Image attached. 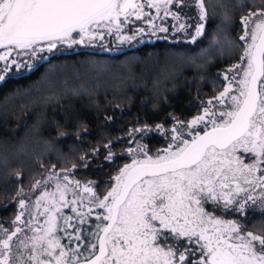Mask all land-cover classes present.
<instances>
[{
	"label": "snow or ice",
	"instance_id": "obj_1",
	"mask_svg": "<svg viewBox=\"0 0 264 264\" xmlns=\"http://www.w3.org/2000/svg\"><path fill=\"white\" fill-rule=\"evenodd\" d=\"M193 6L198 42L207 36L205 0H0V73L32 70L46 54L94 46L106 35L130 44L147 34L144 27L124 34L131 17H148L152 36L169 32L157 18L171 17L177 32H187L182 17ZM241 23L246 47L223 74V90L201 101L200 114L186 123L172 117V143L162 153L149 155L143 144L128 148L143 158L120 168L106 195L96 182L72 178L75 164L58 172L53 165L36 180L33 191L42 190L31 207L20 189L11 228L0 223V264H264V235L225 218L244 214L250 202L264 218V8ZM152 131L163 132V125L129 135ZM80 161L88 167L84 156Z\"/></svg>",
	"mask_w": 264,
	"mask_h": 264
},
{
	"label": "trees",
	"instance_id": "obj_2",
	"mask_svg": "<svg viewBox=\"0 0 264 264\" xmlns=\"http://www.w3.org/2000/svg\"><path fill=\"white\" fill-rule=\"evenodd\" d=\"M205 5L207 36L198 37V42L190 41L198 22L193 6L182 17L187 32H174L168 26L169 32L161 36L167 39L137 42L113 54L103 51L114 48L110 41L74 47L46 54L49 59L35 61L28 72L9 71L0 83V223L4 227L11 228L10 221L19 211L17 192L23 189L20 198L31 207L42 190L33 191L32 185L53 165L58 172L75 164L72 178L82 184L94 181L97 193L106 195L119 169L133 158H143L128 154V148L143 144L149 155L162 153L172 143V117L186 123L200 114L201 101L223 90V74L240 62L246 47L239 40L244 34L242 17L264 8V2L205 0ZM157 124L163 125V132L129 135L131 129L144 125L155 129ZM105 145L115 154L111 162L105 159L109 152ZM225 218L238 219L247 231L264 235L258 202L256 206L250 202L244 214Z\"/></svg>",
	"mask_w": 264,
	"mask_h": 264
},
{
	"label": "rangeland",
	"instance_id": "obj_3",
	"mask_svg": "<svg viewBox=\"0 0 264 264\" xmlns=\"http://www.w3.org/2000/svg\"><path fill=\"white\" fill-rule=\"evenodd\" d=\"M145 11L146 12H150L152 16H155L156 15L155 9H149V8L145 7ZM147 18L148 17H144L143 19L137 21V20H135V17H131L132 23H130L127 26H125V28H124L123 31H124V34H127V35H131L132 34V31L134 29H136V28H139V27H144L146 29V33H147L146 35H144L143 37L138 36L137 39L134 40V41H132L130 44H135V43L137 44V42L138 43L152 42V41L156 40L157 38H160L162 35L166 34V33L157 32L156 36H152L150 34V32H148V25L145 23V21L147 20ZM121 19L123 20V17H121ZM155 23L157 25H163L165 27L172 26L171 27L172 28L171 30H173L174 32H177L175 30V28H173V25L176 24L177 22L175 20H173L171 17H168V18L163 19V20H161L160 18H157L155 20ZM250 27H251V25H250ZM194 34H195V30H194ZM194 34H193V36H194ZM191 40H192V38L190 39V41ZM109 41L112 43L111 46L114 47V48L113 49H110V48H107L106 47V49H110V50L104 49L103 51L108 52V53H112V54L114 52H119L125 46H129L130 45L127 42L124 43V44H120L116 40L115 34H113V35H106L105 36V40L103 42L97 41V42H95V44H97V43L98 44H101V43L107 44ZM247 42L250 43L251 42L250 39ZM79 46H84V45H79ZM79 46H74V47H79ZM85 47H89L90 48V47H93V46H85ZM32 63H35V61H32ZM245 63H246V61H245ZM3 66H4V63L3 62H0V68H3ZM28 71H30V70H25V72H28ZM0 74L5 75V78H6L8 75H10V72H8L6 74L5 73H0ZM2 81H0V83ZM48 189H49V191H52L54 188L49 187ZM36 194H38V191L36 192Z\"/></svg>",
	"mask_w": 264,
	"mask_h": 264
}]
</instances>
